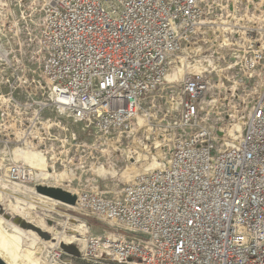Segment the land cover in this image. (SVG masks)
<instances>
[{
  "label": "built area",
  "instance_id": "built-area-1",
  "mask_svg": "<svg viewBox=\"0 0 264 264\" xmlns=\"http://www.w3.org/2000/svg\"><path fill=\"white\" fill-rule=\"evenodd\" d=\"M10 1L26 5L27 14L14 15L9 27L16 48H3L8 19L0 7V86L9 89L0 90V187L18 186L13 195L22 196L37 182L36 169L15 152L38 149L48 134L56 139L50 123L59 117L114 138L128 135L141 117L152 124V109L166 118L173 112L161 129L171 144L166 169L113 195L96 189L80 197L84 211L110 228L89 235L85 258L264 264V29L246 24L262 42L249 41L228 64L238 79L243 71L242 83H262L235 141L222 101H208L210 78L168 80L220 0ZM44 257L47 264H73L58 248Z\"/></svg>",
  "mask_w": 264,
  "mask_h": 264
},
{
  "label": "rangeland",
  "instance_id": "rangeland-1",
  "mask_svg": "<svg viewBox=\"0 0 264 264\" xmlns=\"http://www.w3.org/2000/svg\"><path fill=\"white\" fill-rule=\"evenodd\" d=\"M259 3L260 6H258ZM22 5L23 4L19 3L11 4L10 0L6 2L0 0L1 13L8 19L6 23H4L1 31L3 48L10 47V44H12V47L16 48V40H14L15 34L10 31L9 27L12 25L14 28L13 24L16 22L14 15L27 14V12H25V10H27L26 5ZM212 14V18L208 20L209 24L202 28L199 33L197 44H193V46H190L179 56L177 61L174 62L170 73H173L177 66H179L178 62H181V58L183 57L188 58L190 66H197V68L205 66L207 68L205 72L200 70L193 71L194 68L190 69V76L193 78L206 76L211 79L212 90L209 93L208 101L213 102L214 99H220L222 101L221 108H223L226 113V119H229L230 116L234 120L232 122L233 125L236 120V118L233 117L235 111L238 113L237 116L239 115V117L245 118V114L252 110L253 99H257L252 96L254 92L253 88L262 86V83L257 82V78L247 83H242L240 81V79L243 78V71L240 73L241 68L239 69L240 74L238 79V75L232 72L235 68L228 66V64H234L232 59L235 58L237 54L236 50L244 48V45L249 49L248 47L250 45V42H245L241 39V33L237 35L234 32L247 30L242 28L245 23L244 21H247V18L243 19L244 15H248L250 18H258V16L264 15V4L261 0H239V4H237L236 0H220ZM232 15L239 16V18L235 20L233 17H230ZM214 22L219 25L212 24ZM222 23L224 25H222ZM228 23L229 25H225ZM260 23L257 26L264 29V24ZM224 28H233V31L231 30L232 32L226 33L229 43L233 45L227 46L224 42L221 43L220 36H222V29ZM247 37L249 41L262 42L260 40L261 35L257 34L256 31L251 35L247 34ZM199 47H201V50L198 49ZM14 48L13 50L15 51ZM17 49H19V47H17ZM4 52H6L10 58L9 53L6 50H4ZM17 54L20 55V53ZM208 61H210V63ZM0 63L3 64V62ZM2 68L3 67L0 69ZM0 90L4 94L7 93L9 89L8 87L0 86ZM28 98L30 97L27 95L23 101H28ZM1 107L5 108V106ZM242 114H244V116ZM151 115L152 118H150ZM175 115L176 114L173 112H170V117L166 118L165 115L162 114V110L152 109L151 112H147L148 120H154H152V124L148 127L150 129L141 130L137 120L132 131L128 135L125 137L116 136L114 138L104 137L97 133V130H92L91 133L88 131L86 132L83 124L75 123L68 117H59L57 120L50 123L53 125L50 129H55L53 134L56 139L50 137L49 134L47 136L45 135L46 140L41 143L38 149L28 146L25 152L18 154L23 160L25 155L34 150L42 152L45 157L40 153L43 163H40L41 166L39 169H36L37 173H39L40 181L28 185V188L25 187L27 191H24L22 196H16V198L19 200L20 204L23 203L27 206L35 204L43 207L46 205V208L55 207L53 210L68 218L52 215L51 219H47V222H52L48 223V225H52V227L60 233L66 231L65 222L67 221H70L71 224L75 223L76 225L84 223L87 226L89 235L93 236L101 235L109 231L110 228L107 225L98 222L84 211L79 200L80 197L84 193L96 189L106 191L110 193V195H113L123 187H126L125 185L133 182L135 178H133V174L135 172L143 170L150 165H152L150 166L151 168H156L161 166L163 161V163H168L169 166L171 144L167 141V133L163 132L161 129H164L165 123L169 122ZM48 117L49 115L47 114L46 118ZM142 118L146 119L145 117ZM43 125H46L45 127L47 128L50 127L48 123H43ZM135 142H140L141 145L144 146L140 150L144 155L140 158V162L138 163L131 159L132 157H138V155H130L128 152L131 147H134ZM143 150L145 152H143ZM158 153H160V156ZM161 156L165 158L163 161L161 160ZM60 192H64L65 197H61ZM43 197H45L44 200H41ZM46 198L48 199L46 200ZM51 199L54 201L56 200L59 204L49 202ZM51 203L54 204L52 205ZM17 207L20 209L19 205L16 206V208ZM5 208H8V212H15L11 207L0 206L1 217L8 218L5 215L6 212L3 211ZM43 213L45 212H40L38 215L41 216ZM73 220H78V222ZM16 223L23 226L20 220H17ZM24 227L28 228V226ZM68 235H70V233H68ZM74 235L77 234L74 233ZM43 237V239L49 240L51 235L47 234ZM32 244H34V249H30V251L35 253L36 259L44 261L43 250L39 248L38 242ZM80 245L81 244L78 242H75L71 249L66 250V252L64 251L65 257L71 260L73 264H114L109 260L103 261L85 258V251L80 254L77 253V249L82 248ZM22 251L23 248L18 249L16 251L17 255L19 256Z\"/></svg>",
  "mask_w": 264,
  "mask_h": 264
},
{
  "label": "bare ground",
  "instance_id": "bare-ground-1",
  "mask_svg": "<svg viewBox=\"0 0 264 264\" xmlns=\"http://www.w3.org/2000/svg\"><path fill=\"white\" fill-rule=\"evenodd\" d=\"M258 6H260V3ZM234 14H235V11H234ZM0 17H1V15H0ZM230 17H233L235 20H236V18H239V16H235V15H232ZM248 17H249L248 15H244V17H243V19L247 18L246 19L247 21H244L245 23H244V26L242 27L243 29H247V28L250 29L249 26H252L251 28H255V26L258 27L257 25L260 22H261L260 24H264V15H260V16H258V18H256V17H254V18L249 17L248 18ZM212 24H218V23L214 22ZM245 24H249V26H245ZM222 25H224V24L222 23ZM225 25H229V23L225 24ZM232 29L233 28L222 29V36H220L221 43L224 42V44H226L227 46L233 45V44L229 43V40L227 39V36H226V33L233 31ZM234 33H236L237 35L239 33H241L240 34L241 39L244 40L245 42H249V39L247 37V30H243L242 32L236 31ZM198 49L201 50V47H199ZM1 56L3 57L2 52H0V57ZM4 57H5L6 61L11 60V58H9V56L6 52H4ZM181 60H182L181 62H178L179 66H177V68L173 71V73L169 74L168 80L173 81V80H180L181 78L192 77V76H190V74H191L190 69H193V68H194L193 71H196V70H200V71H204V72L207 71V68L205 66H200L199 68H197V66H190V62L188 61L187 57H183V58H181ZM208 62L210 63V61H208ZM186 72H187V74H186ZM188 72H190V73H188ZM197 73H199V72H197ZM256 88H258V87H256ZM256 90L257 89H255V91ZM253 95H256V93H254ZM237 114H238L237 111H235V115L233 117L236 118V120H235V123L230 128L231 137L235 141L241 138V136L243 135V132L245 130V126L247 125L246 118H241V117H239V115L237 116ZM242 115H244V114H242ZM138 122H139V126H140L139 128H141V130L147 129L148 127H150V124H151L150 122L147 123L146 120L143 119L142 117L138 119ZM148 129H150V128H148ZM156 142H157V140H156ZM143 147L144 146H142L140 142H135L134 147H131L128 151L130 155H138V157H132L131 158L132 160H135L136 163L140 162V158L144 155L142 153V151L140 152V150ZM25 150L26 149L16 151L15 152L16 159L23 161V162H26L30 167H32L34 169H39V167L41 166L40 163H43V160H41L42 159L41 155H43V153L33 150V152L25 155L24 159L22 160L21 157L18 156V154L25 152ZM143 152H145V151L143 150ZM40 153H41V155H40ZM158 154L160 156V153H158ZM43 156L45 157V155H43ZM161 158H162L161 159L162 161H163V159H165L163 156H161ZM163 162L161 163V166H158L156 168H151L150 166H152V165H150V166H147L146 168H144L143 170L135 172L133 174V178L135 177L133 179V182H131L125 186H129V185H132L133 183H135V181L138 177H141V176H144L146 174L155 172L157 170L166 169L168 167V163H163ZM162 164H163V166H162ZM36 178L38 179L37 181H40L39 173L36 175ZM15 191H18V186L12 185V186L0 187V206L1 207H4V206L11 207V209L16 212V213L10 212V211L8 212V208H5V209H3V211L6 212L5 215L8 218L0 216V259L5 264H47V261H46V258L44 257V255H45L46 251L48 250V248H51V247L54 249L58 248V249H61V250L66 252V250H69L73 247L75 242H78L79 244H81L80 246H82V248L77 249V253L80 254L81 252L85 251L86 243H87V240L89 237V233H88L87 226L84 223L76 225L75 223L71 224L70 221H67V222H65L66 231L60 233V232L56 231L55 228L52 227V225H48V223H52V222H49V221L47 222V219H49V218L51 219L52 215H57V216L65 217V218H66V216H63L62 214L57 213L55 210H53V208H55V207L46 208L45 207L46 205L43 207V206H37L35 204H31V205L29 204L30 206H27L23 203L20 204L19 200L16 198V196L13 195V193H15ZM44 198L45 197H43V199L41 198V200H44ZM47 199L48 198H46V200ZM4 202H6V203H4ZM49 202H54L56 204H59V202H57L56 200L54 201L52 199ZM54 203H51V204L53 205ZM42 204H44V203H42ZM18 205L20 206L19 207L20 209H18V207L16 208V206H18ZM71 208H74V207H71ZM40 212H45V213L41 214V216H40V215H38V213H40ZM66 219H68V218H66ZM17 220H20L21 223H23V226L17 224L16 223ZM73 221L78 222V220H73ZM24 226H28V228H26ZM68 233H70V235H68ZM74 233L77 235H74ZM47 234L51 235L50 239L49 240L43 239L44 238L43 236H45ZM34 242H38L39 248L43 250L44 261H40V260L36 259L35 253L30 251V249L31 250L34 249L33 248L34 244H32ZM48 246H51V247H48ZM20 248H23V251L18 256L16 251Z\"/></svg>",
  "mask_w": 264,
  "mask_h": 264
},
{
  "label": "trees",
  "instance_id": "trees-1",
  "mask_svg": "<svg viewBox=\"0 0 264 264\" xmlns=\"http://www.w3.org/2000/svg\"><path fill=\"white\" fill-rule=\"evenodd\" d=\"M60 193H61V195H60L61 197H65L64 192H60Z\"/></svg>",
  "mask_w": 264,
  "mask_h": 264
},
{
  "label": "water",
  "instance_id": "water-1",
  "mask_svg": "<svg viewBox=\"0 0 264 264\" xmlns=\"http://www.w3.org/2000/svg\"><path fill=\"white\" fill-rule=\"evenodd\" d=\"M0 264H5V263L0 259Z\"/></svg>",
  "mask_w": 264,
  "mask_h": 264
}]
</instances>
